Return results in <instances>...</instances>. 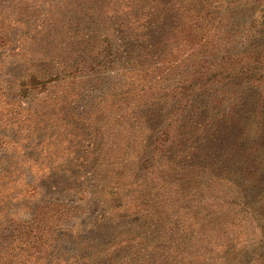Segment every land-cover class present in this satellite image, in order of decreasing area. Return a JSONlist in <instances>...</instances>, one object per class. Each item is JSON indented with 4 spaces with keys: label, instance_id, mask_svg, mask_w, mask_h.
<instances>
[{
    "label": "rangeland",
    "instance_id": "rangeland-1",
    "mask_svg": "<svg viewBox=\"0 0 264 264\" xmlns=\"http://www.w3.org/2000/svg\"><path fill=\"white\" fill-rule=\"evenodd\" d=\"M134 7L0 0V264H264V0L191 49Z\"/></svg>",
    "mask_w": 264,
    "mask_h": 264
},
{
    "label": "trees",
    "instance_id": "trees-1",
    "mask_svg": "<svg viewBox=\"0 0 264 264\" xmlns=\"http://www.w3.org/2000/svg\"><path fill=\"white\" fill-rule=\"evenodd\" d=\"M124 1L127 3L134 4L135 6L134 8L136 9L134 14H136V17L138 19L143 20V22L140 23L142 26L141 29L143 28L150 29L151 31L152 24H159L160 22L161 25L159 27L160 30L164 28L163 26L167 25L169 36L177 37V38L179 36L180 44H182L184 48L191 49L193 48L195 42L194 35L195 33L201 32L200 28H202L201 27L202 25H203L202 29L205 31L208 29V27L212 29H216L214 33H217L219 31L221 26L217 27L216 25H214L211 27L210 25L212 20H214L215 15L217 13H220L219 9H221V12L223 11L224 16H226L227 20H229L232 17H236V15L241 12H246L247 13L246 15L251 13H256L255 6L257 7L258 4L263 0H226L224 1V3L222 2V4H220L221 2L220 0H213V1L211 0H124ZM221 5H223V7ZM248 6H253V10L247 9ZM167 19L169 20V23H166ZM134 22L137 23L136 18ZM142 36L146 37V35L143 34ZM143 37H140L139 40L134 41L136 43L134 47L135 48L134 50H136V55H135V57H137L135 58L136 61H138L142 57H145L150 51L149 49L150 47H148L149 46L148 43L146 45L144 44L145 39L140 40ZM1 42L2 41H0V45L3 46L5 42H2V44ZM98 42L101 47L99 55L103 58L104 64L109 62L112 64L113 59L112 61L110 59L115 58V56L111 52V48H112L111 43L106 38L99 39ZM128 48H131L132 50L133 42L128 46ZM130 71L131 70H125L123 73H128ZM31 78L34 79L35 78L34 75H31L30 79ZM44 84L46 83L33 82V85H40L41 88L44 86ZM28 86L30 87V84ZM126 86L129 87L130 83H127ZM128 93L129 90H126L125 95H127ZM241 101H242L241 97H239L238 102L241 103ZM25 236L26 234L25 235L22 234L21 237L26 241V239L24 238ZM192 241L193 238L191 240L187 239L185 244L191 246Z\"/></svg>",
    "mask_w": 264,
    "mask_h": 264
}]
</instances>
